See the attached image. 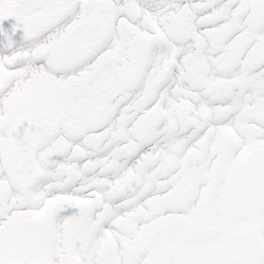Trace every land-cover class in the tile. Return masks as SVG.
<instances>
[{"label": "snow or ice", "instance_id": "obj_1", "mask_svg": "<svg viewBox=\"0 0 264 264\" xmlns=\"http://www.w3.org/2000/svg\"><path fill=\"white\" fill-rule=\"evenodd\" d=\"M0 264H264V0H0Z\"/></svg>", "mask_w": 264, "mask_h": 264}]
</instances>
